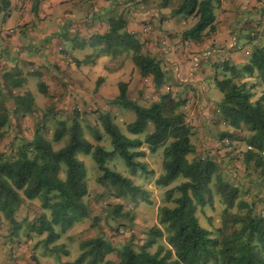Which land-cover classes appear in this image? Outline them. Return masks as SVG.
<instances>
[{"label": "trees", "instance_id": "trees-1", "mask_svg": "<svg viewBox=\"0 0 264 264\" xmlns=\"http://www.w3.org/2000/svg\"><path fill=\"white\" fill-rule=\"evenodd\" d=\"M173 1L176 3L172 4ZM219 2L160 0L159 5L171 7V16H183L185 21H190L191 26L182 31V40L198 42L215 29L214 10ZM9 4V0H0L2 6ZM125 26L122 16L111 17L109 29L94 35L92 41L103 44L104 51L113 55L118 51H130L141 76H151L154 86H161L165 82L161 61L145 54L142 42L127 32ZM258 27L259 24H256L251 28V37L258 35ZM232 48L239 50L241 46L237 48L234 44ZM223 66L224 72L229 75L215 79L216 86L223 93L218 114L235 130L245 127L250 131L244 140L251 149L243 152V159L247 166L253 162L259 175L264 177V47L255 46L248 62L241 67L226 62ZM16 75L15 71L3 75L0 129L8 123L11 109L17 115L36 112L34 98L28 90L13 92L22 84V79ZM244 76L256 78L261 87L255 100L251 98L257 84L249 86L246 81H241ZM127 85L126 82L119 83V94L112 103L134 111L135 120L127 125L133 135L142 133L148 122L153 123V131L144 138L124 135L114 123L112 113L105 111L100 113L99 121L110 137L111 150L89 141L80 122L74 118L70 126L60 121L52 139L36 130L31 140L22 139L9 153L0 151V214L10 224L8 239L13 241L18 238L22 229L26 237L33 233H46L44 245L47 247L46 244L59 235L55 232L56 226L64 233L89 216L91 207L86 201L89 195L86 168L83 160L77 157L78 153L91 154L100 172L97 181L115 187L117 197L129 196L135 202L141 200L150 204L146 190L135 184L131 177L107 165L109 159L118 155L132 173L138 169L146 170V162L139 160L146 156V150L142 148L146 144L150 152L162 147L163 172L156 179V184L165 187L180 177L184 180L165 191L166 200L173 205L158 208V224L147 230L140 247L136 249L132 243L126 242L119 248L117 264H264V214L257 212L252 203L237 201L238 187L222 177L216 159L199 155L191 141L192 126L186 121L181 108L182 98L166 91L158 101L145 106L128 97ZM39 89L44 94L48 93L42 81L39 82ZM65 133V144L55 149L52 140H61ZM94 133L95 139L100 141L101 134ZM4 135L2 131L0 140ZM234 138L237 140L236 136ZM191 154L193 156L189 158ZM62 171L64 176H61ZM175 192L179 195L174 196ZM214 193L224 208L220 225L212 233L199 223L197 210L211 204ZM34 199L39 200L41 209L48 215L43 212L33 220H18L16 214L20 206L25 200ZM234 207L235 211L232 210ZM108 214L113 218H122L128 212H122V204H116ZM152 246H155L154 250H150ZM79 249V255L66 264H114L106 255L115 248L101 236L80 240Z\"/></svg>", "mask_w": 264, "mask_h": 264}, {"label": "crops", "instance_id": "crops-1", "mask_svg": "<svg viewBox=\"0 0 264 264\" xmlns=\"http://www.w3.org/2000/svg\"><path fill=\"white\" fill-rule=\"evenodd\" d=\"M9 1L8 6L0 5V10L8 9L12 5V0ZM44 2L40 4L44 14L34 19L29 17L32 10H25L27 2L22 5L25 6L21 11L24 14L17 24L26 25L23 31L20 27L18 31L17 27L11 26L0 29V81L5 73L15 71L18 79H22L17 88L20 90L18 93H22L29 91V76L38 75L46 85L48 98L50 89L65 90L67 86L79 99H92L97 103H112L119 94L120 82L128 84L127 90L132 84H142L145 91L141 88L136 98H131L139 103L142 97L148 96L151 103L158 101L162 93L175 91V96H181L183 100L181 108L186 121L192 127L196 125L194 120L200 125L198 130H194L195 127L192 130L193 136L201 138V146L222 144L229 140L228 137L236 140L235 136L227 134L236 130L220 116L218 118V105L208 110L207 89L211 83L216 85V78L229 75L223 70L225 62L241 67L248 62L251 50L262 46L264 0H220L214 10L215 29L198 42L182 40L184 29L176 26L175 16L170 15L171 7H161L160 0H117L120 2L117 6L116 0ZM117 7L121 10L117 11ZM45 12L54 13V18ZM119 15L126 21L125 30L142 42L145 54L153 57L159 53L163 55L165 62L160 64L165 72V82L161 86H154L151 76H141L130 51L110 55L104 51L103 44L92 41L94 35L109 29L111 17ZM3 21L6 23V19L3 18ZM189 22L186 21V24ZM256 24H259L258 35L251 37L249 31ZM163 26L166 27L163 31L177 42L176 45L163 46L164 41L169 42L163 39ZM238 36L244 42L240 40L242 46L235 50L232 43ZM217 52H220V62L215 57ZM193 61H197V68L192 66ZM173 78L176 84L168 83ZM241 81L257 84V79L249 76L242 77ZM87 88L93 89L91 95L87 94ZM193 144L197 145L195 141Z\"/></svg>", "mask_w": 264, "mask_h": 264}, {"label": "rangeland", "instance_id": "rangeland-1", "mask_svg": "<svg viewBox=\"0 0 264 264\" xmlns=\"http://www.w3.org/2000/svg\"><path fill=\"white\" fill-rule=\"evenodd\" d=\"M24 3L26 5L25 10H32L29 17L31 16L34 19L37 15L42 16L44 14V12H41L42 7L40 5L45 3L44 0H19V2L18 0H12V5L8 9L0 10V29L11 26L13 28L17 27L18 31L19 27L22 31L24 30L26 25L18 26L17 24L20 17L24 14L21 12L25 7H22ZM175 3L176 1L172 2V4ZM115 5H120V2L116 0ZM37 7L40 9V12H36ZM59 7L61 8L62 6L60 5ZM117 9V11L121 10L120 7H117ZM45 14L54 18V13L50 15L45 12ZM3 18L6 19V23L3 21ZM175 18L177 27L186 29L191 26V24H186L183 16L178 15ZM155 23L158 24L157 21ZM165 28L163 26L161 31ZM163 33V39H168L167 41H169L166 43H164L165 41L163 42L164 47L176 45L177 42L166 31H163ZM240 40L243 41L238 36L235 43L237 46H242ZM29 46L31 44L26 45L25 50ZM262 46L264 47V38L262 40ZM116 49L119 50L120 47H116ZM218 53L220 52H217L215 57L220 62L221 56ZM113 54L110 53V55ZM162 56L159 53L155 55V58L165 62ZM196 64L197 61H193L192 66L197 68L198 65L196 66ZM41 79L40 76L33 75L29 76L28 80V89L32 93L34 101L41 107L34 103V111L36 112L25 115L14 114L11 109L12 107H10L12 110H10V119L6 126L0 129V133L2 131L5 132V135L0 140V151L9 153L22 139L31 140L36 130L48 139H52L54 131L60 126V121H64L67 126H70L74 118L80 122L83 134L89 141L94 144L99 143L105 149L111 150L110 137L104 131L99 121L100 113L105 111L112 113L114 123L128 137L144 138L145 135L154 129L153 123L148 122L142 133L133 135L128 131L127 125L135 120L136 116L134 111L120 104L110 102L97 103L93 102L92 99L87 101V98L79 99L77 94L74 96L70 92L72 89H69L67 86L65 90L57 89L56 91H51L52 89H50L49 92L52 94L49 93L48 98L39 89ZM168 83L176 84V80L173 78ZM248 85L253 86L254 84L250 83ZM0 86H2V81H0ZM209 86L210 88L207 89V96L209 97L208 103L210 104L207 106L209 108L208 110L221 103L223 98V93L214 83L209 84ZM262 86L264 89V84ZM141 88H143L142 84H132L129 86L127 90L128 97L135 99ZM86 91L87 94L89 93L88 95L93 93V89L91 88H87ZM13 92L18 93L20 90L14 89ZM174 92L172 93L174 94ZM260 92V86H257L253 91L251 99L255 100L258 98ZM5 94H7V91H5ZM176 94L180 95L177 92ZM88 98L90 97L88 96ZM141 100L142 102L138 103L147 106L150 104L151 99L147 96L142 97ZM215 113L213 111V115ZM217 116L220 118L219 114ZM195 122L196 125L193 126L195 127L194 130H198L200 125L197 124V120H194ZM95 131L101 134L100 141L95 139ZM233 132L235 135H233ZM233 132L229 134L236 136L237 140L233 141L228 137L229 140L224 141L222 144H208L204 147L200 145L201 138L198 136H191V141L192 143L194 141L196 142V147L199 146V148L197 147L199 155L216 159L220 165L222 177L238 187L237 201L243 200L252 203L257 212L264 214V177L259 175V171L255 169L253 162L247 166L243 159V152L247 150L248 146L244 139L250 135V131L242 127ZM66 140L67 133L59 141L52 140V145L57 149L63 146ZM142 148L146 150V156L139 158V160L146 162V170L138 169L135 173H132L126 167L123 159L118 155L109 159L107 165L124 176L131 177L135 184L146 190L151 200L150 204L141 200L135 202L129 196L117 197V189L115 187H112L110 184L103 185L97 181L100 172L91 154L85 155L78 153L77 157L83 160L86 168V179L89 187V195L86 201L91 207L89 216L76 222L64 233L60 232L59 227L56 226L55 232H59L58 237L54 241L46 244L47 247H45L44 240L46 233L42 235L33 233L30 237H26L22 229L20 230L18 238H15L13 241L8 239L10 224L0 214V264H66L68 261L72 262L79 255L80 240L93 236L103 237L115 248L106 255L114 264L118 262V250L124 243L130 242L134 248L138 249L144 242L147 230L158 224V208L163 205H173L172 202L166 200L165 191L184 180V178L180 177L165 187L156 184V179L163 172L162 147L158 148L155 152H150L146 144H143ZM191 156L193 154L189 155V158ZM61 176H64L63 171L61 172ZM177 195L179 193L175 192L174 196ZM116 204H122V212H128L126 217L113 218L108 214V211ZM223 208L224 204L221 203L218 195L214 193L211 204L198 208L197 217L199 223L203 227L210 229L212 233H215L216 228L220 225ZM232 210L235 211L236 208L234 207ZM43 212L48 215L47 211L41 209L39 200H25L17 210L16 217L18 220H22L23 218L33 220ZM23 225L25 227L24 223ZM154 248L155 246H152L150 250H154Z\"/></svg>", "mask_w": 264, "mask_h": 264}, {"label": "built area", "instance_id": "built-area-1", "mask_svg": "<svg viewBox=\"0 0 264 264\" xmlns=\"http://www.w3.org/2000/svg\"><path fill=\"white\" fill-rule=\"evenodd\" d=\"M234 36H235V35H234ZM234 38H235V37H234ZM235 43H236V39H234V41H233L232 44L234 45ZM239 47H240V46H237V48H239ZM248 149H251V146H250V145L248 146Z\"/></svg>", "mask_w": 264, "mask_h": 264}, {"label": "clouds", "instance_id": "clouds-1", "mask_svg": "<svg viewBox=\"0 0 264 264\" xmlns=\"http://www.w3.org/2000/svg\"><path fill=\"white\" fill-rule=\"evenodd\" d=\"M247 148H248V146H247Z\"/></svg>", "mask_w": 264, "mask_h": 264}]
</instances>
